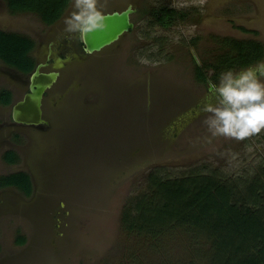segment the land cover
I'll return each mask as SVG.
<instances>
[{
	"label": "rangeland",
	"instance_id": "1",
	"mask_svg": "<svg viewBox=\"0 0 264 264\" xmlns=\"http://www.w3.org/2000/svg\"><path fill=\"white\" fill-rule=\"evenodd\" d=\"M128 4L136 9L128 32L60 70L43 99L45 128L13 124L12 104H0V177L22 171L33 185L30 195L0 187V264H217L218 233L175 214L153 224L166 180L224 188L231 204L264 216V129L244 140L211 137L202 108L215 103L209 87L219 79L194 75L197 64L211 76L230 39L264 49V0H98L97 7ZM161 6L186 18L164 28L152 16ZM0 27L40 34V60L78 34L8 11L3 0ZM29 77L0 61V90L14 103ZM16 129L26 136L11 140ZM13 141L21 144L18 160L8 163L2 156Z\"/></svg>",
	"mask_w": 264,
	"mask_h": 264
},
{
	"label": "trees",
	"instance_id": "2",
	"mask_svg": "<svg viewBox=\"0 0 264 264\" xmlns=\"http://www.w3.org/2000/svg\"><path fill=\"white\" fill-rule=\"evenodd\" d=\"M69 1L6 0L12 12L34 13L46 24L57 19ZM152 16L162 27H169L177 20L186 18L185 12L166 6L153 11ZM225 44L229 47L228 52L224 53L226 58L218 61L215 72L211 76L207 77L205 71L197 64L195 65L194 75L197 79L204 83L211 79L217 81L221 73L218 70L221 69L219 66L225 70H229L232 66L245 69L264 60L263 45L258 41L230 39ZM33 47L34 41L27 36L0 30V61L9 67L24 74L31 73L34 65L30 51ZM229 52L234 55H230ZM11 101V92L1 89L0 104L8 105ZM2 157L8 163L16 162L18 153L15 150H7ZM186 181L188 180L161 182L160 195L165 194L167 199L162 204L156 205L154 210L157 212V217L153 219V224L162 222L164 216L181 215L184 222L204 227L205 230L209 229L214 234L218 233L215 254L220 261L217 264H264L263 213L248 211L231 204L225 198L224 188L217 187L215 192L210 191L209 188L191 189ZM11 186L22 190L25 195H30L33 190L30 176L22 171L0 177V187ZM160 206L163 210H160ZM145 220V226H149V220L147 218Z\"/></svg>",
	"mask_w": 264,
	"mask_h": 264
},
{
	"label": "clouds",
	"instance_id": "3",
	"mask_svg": "<svg viewBox=\"0 0 264 264\" xmlns=\"http://www.w3.org/2000/svg\"><path fill=\"white\" fill-rule=\"evenodd\" d=\"M98 0H73V11L64 19L67 33H87L104 27V15ZM211 93L215 103L205 104L204 120L211 137L244 140L264 129V61L234 73L227 70L219 75Z\"/></svg>",
	"mask_w": 264,
	"mask_h": 264
},
{
	"label": "water",
	"instance_id": "4",
	"mask_svg": "<svg viewBox=\"0 0 264 264\" xmlns=\"http://www.w3.org/2000/svg\"><path fill=\"white\" fill-rule=\"evenodd\" d=\"M135 11L129 4L120 10H112L102 13L105 17L104 27L95 29L86 34L81 41L87 53L100 52L115 43L124 33L133 27L130 15ZM58 58V62H62ZM46 64L39 63L31 73L28 82V91L13 106L11 111L12 120L16 123L37 125L46 123L43 115L44 93L51 89L56 83L59 72L57 70L42 71ZM60 64H55L57 69ZM211 87L209 89L211 90Z\"/></svg>",
	"mask_w": 264,
	"mask_h": 264
},
{
	"label": "flooded vegetation",
	"instance_id": "5",
	"mask_svg": "<svg viewBox=\"0 0 264 264\" xmlns=\"http://www.w3.org/2000/svg\"><path fill=\"white\" fill-rule=\"evenodd\" d=\"M2 1V0H1ZM4 1V5H5V7L6 8H8V11H11L10 10V8L8 7V4H7V2H6V0H3ZM72 0H70L69 2H68V4H67V6L64 8V10L62 11V13L60 14V16L57 18V19H55L52 23H50V24H46V23H44L43 21H41L40 20V22L43 24V25H45L46 27H48V28H53V27H57V25L58 24H62V23H64V18H65V16L67 15V13H68V8H69V4H70V2H71ZM129 5V4H128ZM127 6V5H126ZM125 6V7H126ZM133 6V5H132ZM125 7H123V8H125ZM122 8V9H123ZM134 9H135V7H134ZM120 10V9H119ZM136 10V9H135ZM177 11H180L179 9H176ZM135 12V11H134ZM133 12V13H134ZM15 13H18V12H15ZM26 13V12H25ZM29 13V12H28ZM103 13V12H102ZM132 13V14H133ZM131 14V15H132ZM131 15H130V17H131ZM131 20V19H130ZM180 20H177L175 23H178ZM133 23V22H132ZM174 23V24H175ZM172 26V25H171ZM170 27V26H169ZM165 28V27H164ZM242 30H245V29H243V28H241ZM0 30L1 31H4V32H13V33H17V34H21V35H24V36H27L28 38H30V39H32L33 41H34V47L31 49V51H30V56L32 57V62H33V69H32V71H31V73L35 70V68H36V66L39 64V63H44V64H46L44 67H42L41 68V70L42 71H45V72H47V71H51V70H57L58 72H59V76H60V70L61 69H64V68H66L67 67V64L68 63H74V62H79V63H83V59L86 57V56H88V55H91L92 53H87L86 51H85V49H84V46H83V43H82V41H81V37L79 36V34H77V40L76 41H69V40H71L70 38H68L67 37V39H65V41L64 42H60V43H58V45H56V47L57 48H55V49H52V48H50V49H46L47 51H46V57H45V59L44 60H40L39 59V57L37 56V53H36V48L37 47H41L42 46V43H44L43 41H38L39 40V38H40V34H38L36 31H32L31 32V34L32 35H30V36H28L27 34H25L24 32V30H15L14 28H12V29H7V28H5V27H0ZM65 32V31H64ZM128 32V31H127ZM44 38H45V36H44ZM43 40V39H42ZM54 55L56 56V57H54ZM76 57V58H75ZM58 58H61L62 60H64V61H62V62H58V64H60V66L57 68V69H54V63H55V59H58ZM17 70V69H16ZM17 71H19V70H17ZM20 72V71H19ZM21 74H24V73H22V72H20ZM31 73H30V75H31ZM58 76V77H59ZM10 91V90H9ZM49 91V90H48ZM48 91H46L45 93H44V98H45V96L47 95V93H48ZM11 92V91H10ZM11 94H12V92H11ZM13 96V95H12ZM86 96H88V95H86ZM13 98V97H12ZM88 101H91V100H86V102H88ZM17 101H15V103H16ZM14 102H13V99H12V101H11V103H10V105L12 104V106L15 104ZM9 105V104H8ZM5 106H7V105H5ZM12 106H11V111H12ZM42 109H43V106H42ZM43 116V115H42ZM12 118V117H11ZM12 120V119H11ZM13 121V120H12ZM46 123H40V124H37V125H28V124H21V123H16V122H14L13 121V124H17V125H21V126H23V127H25V128H30V129H33V128H39V129H41V128H45V126L46 125H48V123H49V121L46 119ZM27 132V131H26ZM20 133V134H19ZM21 134L25 137L26 136V134L25 133H22L21 131H18V129H16V130H14L13 132H11V134H10V139L12 140V139H14V138H19L20 136H21ZM14 135H16V137H14ZM14 142V141H13ZM15 144H12V146L14 147L13 148V150H15V151H17L19 148V145H21V144H17L16 145V142H14ZM17 143H20V141L19 142H17ZM17 147V148H16ZM30 178H31V176H30ZM31 181H32V179H31Z\"/></svg>",
	"mask_w": 264,
	"mask_h": 264
}]
</instances>
